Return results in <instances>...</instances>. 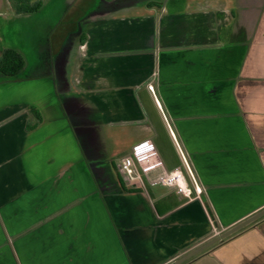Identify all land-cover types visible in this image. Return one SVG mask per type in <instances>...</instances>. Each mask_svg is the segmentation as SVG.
<instances>
[{"label":"crops","instance_id":"0c3cea01","mask_svg":"<svg viewBox=\"0 0 264 264\" xmlns=\"http://www.w3.org/2000/svg\"><path fill=\"white\" fill-rule=\"evenodd\" d=\"M40 1L0 0V264H168L264 209V0ZM146 142L198 198L127 182ZM184 264H264V218Z\"/></svg>","mask_w":264,"mask_h":264},{"label":"built area","instance_id":"2783aa9c","mask_svg":"<svg viewBox=\"0 0 264 264\" xmlns=\"http://www.w3.org/2000/svg\"><path fill=\"white\" fill-rule=\"evenodd\" d=\"M148 91L154 94L152 84L147 86ZM159 107L158 102L156 101ZM181 168L173 171H166L156 150L150 143H140L131 149L128 156L118 160L120 173L127 182L133 183L145 178L149 186H161L174 190L185 199L191 200L201 195V189L196 184L192 191L189 189L183 171L192 177L191 170L182 153H179Z\"/></svg>","mask_w":264,"mask_h":264},{"label":"trees","instance_id":"16d2710c","mask_svg":"<svg viewBox=\"0 0 264 264\" xmlns=\"http://www.w3.org/2000/svg\"><path fill=\"white\" fill-rule=\"evenodd\" d=\"M16 14H33L40 11L42 3L40 0H9ZM111 1V0H106ZM24 69L23 57L12 49H6L0 56V74L7 78L17 77ZM30 111H34L30 109ZM35 113V112H34ZM38 120V117H37ZM180 164L176 163L173 167L168 168L173 171L179 168ZM264 218V217H263Z\"/></svg>","mask_w":264,"mask_h":264},{"label":"rangeland","instance_id":"374dc122","mask_svg":"<svg viewBox=\"0 0 264 264\" xmlns=\"http://www.w3.org/2000/svg\"><path fill=\"white\" fill-rule=\"evenodd\" d=\"M49 13H51V12L46 9L44 12H42V11L39 12V14H37V16L34 17V18H32V19L31 18L30 19H25L23 22H20L21 24H19L18 34L25 36V34L27 35L29 32L31 33V31L34 32L37 28H42L43 27V24L45 23L44 21L48 18L47 16H48ZM22 47H24L23 48L24 49V53H26V57L28 58V56H29V45H28V43H23L22 44ZM183 173L185 175V178H186V182L188 184V187L192 191L193 187L195 186V184L197 182L196 179H195V177H194V175H193V172L191 170L192 177L189 176V175H187L184 171H183ZM221 233L222 232H219L218 234L214 235L212 238H210L208 240V242L211 241V240H213L216 237H219L221 235ZM186 262H184V263H186Z\"/></svg>","mask_w":264,"mask_h":264},{"label":"water","instance_id":"95a60500","mask_svg":"<svg viewBox=\"0 0 264 264\" xmlns=\"http://www.w3.org/2000/svg\"><path fill=\"white\" fill-rule=\"evenodd\" d=\"M262 217H264V209L261 210L260 212H258L257 214L251 216L250 218L244 220L243 222L239 223L238 225L234 226L233 228L227 230L226 232L221 234L219 237H216L213 240L199 246L198 248L188 252L187 254L182 256L181 258H178L177 260H175L174 262L169 263V264H183L184 262L190 260L191 258H193V257L199 255L200 253L204 252L205 250H207L211 246H213V245L223 241L224 239L232 236L233 234L239 232L243 228L249 226L250 224L254 223L255 221L261 219Z\"/></svg>","mask_w":264,"mask_h":264}]
</instances>
